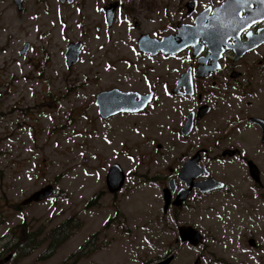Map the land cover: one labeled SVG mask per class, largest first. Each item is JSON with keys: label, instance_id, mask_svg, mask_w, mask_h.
I'll list each match as a JSON object with an SVG mask.
<instances>
[{"label": "flooded vegetation", "instance_id": "1", "mask_svg": "<svg viewBox=\"0 0 264 264\" xmlns=\"http://www.w3.org/2000/svg\"><path fill=\"white\" fill-rule=\"evenodd\" d=\"M59 2L71 4L74 0ZM137 3L140 10H135L134 5L125 9L118 1L106 4L102 7V25L105 29H112L114 24L121 28L125 25L127 35L132 33L131 49L138 58L135 60L151 63L141 70H151L152 79L142 73L140 76H144L143 84L146 85L143 88L132 85L125 91L114 87L99 92L114 90L133 94L135 103L131 101L130 106L118 104L119 108L115 107L105 118L100 116L99 106L96 104L95 107L98 119L112 123L119 120L118 125L113 123L115 127L126 120L143 119L144 123L158 128L157 136L143 134L140 142L146 145L149 141L148 145H153V138L160 140L161 144L155 145L160 169L123 171L125 164L117 155L115 162L118 163L110 164L97 193L98 203L106 198L113 204L112 215L103 223L111 225L117 219L121 221L114 213L118 208L115 206L118 195L127 187L130 188L128 196L135 193L128 178L132 175L148 177L157 183L162 201L161 213L152 220L161 222L192 202V214L197 224L191 227L197 232V240L195 244L182 241L177 233V238L163 255L157 254L144 261L141 254L143 264H172L177 259L179 246L196 254V264H264V2L137 0ZM143 39L151 40L155 46L148 47V41L143 42ZM165 39L167 42L162 44ZM78 43L81 51L86 53L85 43ZM64 64L66 73L72 72L76 65L68 66L66 59ZM155 64L161 66L158 73L152 68ZM59 73L45 78H57ZM149 80H154L152 87L148 86ZM36 81L42 83L44 79L38 76ZM45 84L49 94L52 88L49 83ZM12 98H15L12 109L15 124L9 122L5 114L8 107L4 108V96L0 94V130L4 131L0 135V142L4 144V149L0 148V180L4 178L0 182V225L17 223L15 227L21 226L19 233L23 242L20 244L21 238L14 237L15 227L3 234L0 264H14V256L30 253V249L38 245L40 233L24 228V224L32 219L27 211L54 201L57 194L53 185L39 180L38 186L21 200L10 197L16 187L40 178L35 175L39 172L37 159L32 161V153H23L25 144L30 141L28 135L24 134L22 141L18 138V130H31L40 120L39 109L50 108L42 101L31 106L16 93ZM20 100L25 104L18 105ZM81 108L86 113L93 106L86 103ZM190 120L192 128L185 136L183 128ZM170 129H175L172 130L173 137ZM28 133L35 138L33 131ZM17 146L19 152L23 146L22 153L14 154L18 151ZM143 152L149 160L150 155L146 154L149 149ZM136 154L140 156L141 153ZM3 161L11 165L14 162L13 173L7 174L2 169ZM188 161L194 165L192 175L195 176L186 179L182 170ZM115 167L123 178V184L116 192L107 185L106 178ZM42 190H53V194L40 197L37 194ZM50 216L48 212V219L40 222H47ZM105 233L106 229L99 230L98 242H102ZM5 238L12 241L9 246H6ZM100 243L99 250L105 247ZM158 251L157 244L152 245L151 252ZM46 254L49 251H40L38 257Z\"/></svg>", "mask_w": 264, "mask_h": 264}, {"label": "rangeland", "instance_id": "2", "mask_svg": "<svg viewBox=\"0 0 264 264\" xmlns=\"http://www.w3.org/2000/svg\"><path fill=\"white\" fill-rule=\"evenodd\" d=\"M115 1L123 3L125 9L134 5L135 10H140L137 0H103V3L100 0H74L63 5L59 0H23V9L19 12L12 0H0V94L4 96V108L8 107L5 114L11 124L17 122L12 113L15 93L31 106L41 101L50 105L49 109H39L40 120L31 130H18V138L22 141L24 134L28 135L29 144H25L24 151L23 146L21 149L24 155L32 153V161L37 159L39 172L35 175L40 178L16 187L10 197L21 200L38 186L39 180L53 185L57 191L54 201L27 211L32 219L24 224V228L40 233L38 245L34 253L14 256V264H143L141 254L144 261L157 254L163 255L177 238L180 226L197 224L192 214V202L161 222L153 221L152 217L160 214L162 208L157 183L135 175L128 178L135 193L128 196L130 188L127 187L115 203L118 208L114 213L121 221L117 219L111 225L103 223L112 215L113 204L106 198L98 203L97 193L117 155L125 164L123 171L160 169L159 152L155 147L161 144L160 140L153 138V145H148L149 141L146 145L140 142L143 134L157 136L158 128L144 123L143 119L126 120L115 127L113 123L118 125L119 120L112 123L97 117V93L114 87L125 91L132 85L143 88L146 85L143 84L144 76H140L142 73L152 79L151 70H141L151 63L135 60L138 58L131 49L132 33L127 35L125 25L121 28L114 24L112 29L102 25V7ZM76 42L85 43L86 53L81 51L73 71L66 73L64 53L69 43ZM25 44L29 49L21 54ZM159 67L158 64L152 67L155 73ZM58 72L57 78H45ZM38 76L44 82L36 81ZM45 83L52 88L49 94ZM153 83L154 80H149L148 86L152 87ZM20 101L18 105L25 104L24 100ZM86 103L93 108L85 113L81 107ZM172 130L175 129H170L173 137ZM32 131L35 138L28 133ZM3 133L0 130V135ZM3 147L0 142V148ZM17 149L14 154L22 153L18 146ZM144 149L150 151L146 152L150 155L149 160L144 157ZM2 165L7 174L14 172V162L11 165L3 161ZM90 201L92 204L88 205ZM48 212L50 219L42 224L40 221L48 219ZM68 220V226L72 225L69 236L54 250V230ZM16 224L0 225V242L2 235ZM13 229L14 237L21 238L19 243L22 244L21 226ZM101 229H106V233L100 243L97 235ZM92 236L95 237L93 250L75 262L68 260ZM9 239H6V246L12 243ZM99 243L105 247L99 250ZM154 244L159 250L156 253L151 252ZM53 250L54 255L48 259L38 257L40 251ZM195 259L194 252L179 246L177 259L172 264H193Z\"/></svg>", "mask_w": 264, "mask_h": 264}, {"label": "water", "instance_id": "3", "mask_svg": "<svg viewBox=\"0 0 264 264\" xmlns=\"http://www.w3.org/2000/svg\"><path fill=\"white\" fill-rule=\"evenodd\" d=\"M12 1H13L14 5L16 6L17 11L21 12L22 9H23V5H22L23 0H12ZM68 1L71 2L72 0H68ZM167 40L168 39H165L162 44L166 43ZM142 41L143 42L144 41H148V43H146L148 47L155 46L153 43H150L151 40L149 41V40L143 39ZM80 48H81L80 43L70 44L68 46V48L66 50V53L64 55L65 59L67 60V65L68 66L74 65V64H76L78 62L79 55H80ZM28 49H29V45L25 44L23 50L21 51V54L26 53ZM115 92L116 91L112 90V91L105 92V93H99L95 97L96 104L99 106V109H100L99 112H100V116L101 117L105 118L106 116H108L109 114H111L113 112L115 107L119 108V106L121 104L122 105L120 107H126V106H130L131 105V103H132L131 101H133V103H135L133 94L132 95L131 94H122V93H118V92L115 93ZM118 104H120V105H118ZM110 109H111V111H110ZM186 125L187 126L186 127L184 126V128H183V133H184L185 136L188 135L189 132L191 131L192 121L190 120L189 123H187ZM191 162H189L186 165H184V168L182 170V175L184 176V178H187L186 175L190 176L189 178H192V177L195 176V175H192V173L194 172L195 168H194V165L191 164ZM122 184H123V178H122V175H121V171L117 167L112 168L109 171L108 175H107V185L110 188H112L113 191L116 192V191H118L120 189ZM204 185H206V184H204ZM42 191L38 192L37 195L42 197V196L53 194V190L51 192L47 191V190L46 191L42 190ZM184 194L186 195L187 192L184 193ZM164 196H165V200H166L168 198L166 192H165ZM182 196H184V195H182ZM179 200L180 199H178V201L175 204L178 205ZM167 204H168V202L166 201L165 208L167 207ZM178 234H179V236H180L182 241H189L191 244H195V242L197 240V235H196L197 232L193 228L188 227V226L179 227L178 228ZM194 264H196V263H194Z\"/></svg>", "mask_w": 264, "mask_h": 264}, {"label": "trees", "instance_id": "4", "mask_svg": "<svg viewBox=\"0 0 264 264\" xmlns=\"http://www.w3.org/2000/svg\"><path fill=\"white\" fill-rule=\"evenodd\" d=\"M92 202L90 201L88 205H91ZM69 220L61 224L59 227H57L54 232H55V237H54V250L60 245V242L64 241L68 236H69V229L72 227V225L68 226ZM95 247V237H90L88 238L87 242L83 246L82 249L78 250L76 253L72 254L71 257H69L68 260H76L77 258L85 256L86 252H90L93 250ZM35 250V247L30 250V253ZM54 250L52 252H49V254L43 255L41 257H44L46 259L50 258ZM26 254L28 252H25ZM75 262V261H74Z\"/></svg>", "mask_w": 264, "mask_h": 264}, {"label": "snow or ice", "instance_id": "5", "mask_svg": "<svg viewBox=\"0 0 264 264\" xmlns=\"http://www.w3.org/2000/svg\"><path fill=\"white\" fill-rule=\"evenodd\" d=\"M237 3H241L242 0H236ZM262 2H264V0H262Z\"/></svg>", "mask_w": 264, "mask_h": 264}]
</instances>
